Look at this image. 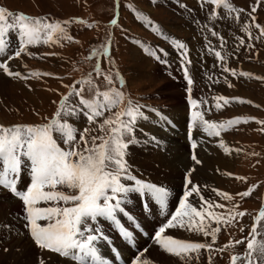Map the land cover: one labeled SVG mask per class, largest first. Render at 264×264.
I'll list each match as a JSON object with an SVG mask.
<instances>
[{"label": "rangeland", "instance_id": "374dc122", "mask_svg": "<svg viewBox=\"0 0 264 264\" xmlns=\"http://www.w3.org/2000/svg\"><path fill=\"white\" fill-rule=\"evenodd\" d=\"M229 2L237 11L244 9V12L240 13L239 19L236 18V11L229 13L222 6L218 8L210 3H204L201 7L200 0H179V3L177 0H156L155 3L152 0H0V7H5L13 13H24L30 17L47 16L53 21L78 19L86 22L85 24L73 23L68 26V33L73 37L71 42L61 41L60 43H41L29 46L27 51L31 55L22 54L20 58H16L20 66L14 71L24 75L29 72L51 73V76L41 75L21 80L9 77L0 70V74L9 81L6 93H0V122L5 127L47 123L48 119L54 116L61 96L68 92V88L65 86L85 78L93 70L97 59L87 58L93 55V50L101 49L105 45L107 46V55L111 57L114 66L110 65L102 56L99 58L101 67L105 71L112 68V71L119 72L124 83L121 85L117 82L116 86L125 93L126 97L131 99L133 103L146 105L148 109H158L162 114L172 116L174 102H176L172 98V93L176 91L179 97L181 94L187 95L186 79L180 68L181 50L175 47L174 42L183 43L188 50V59L191 61L189 74L194 81L191 97L197 101H200L201 98L207 101L206 107L210 108V119L215 123H225L229 120L242 118L240 123L229 126L228 130L223 133L231 146L236 151L238 150L234 156L231 170H229L230 175L219 177L220 179L216 182L212 180L209 183L212 187L207 186V188L202 189V194L206 199L210 198L216 203L224 205V208L213 209L217 213L227 216V210L234 205H238L236 211L246 213L242 218L237 217L231 224L221 223V231L217 234L213 249L222 248L229 241L245 240L253 225L254 217L258 215L260 210H264V123H258V121L264 122V35L260 34V30L255 27L251 16H249L251 7L256 4V0H229ZM180 4H184L186 7L181 8ZM251 15L256 17L255 23L264 26V0H260L257 11ZM113 19L118 21L117 25L111 23ZM150 23L153 25L148 28ZM246 24L249 26V32L243 30ZM157 30L161 35L163 34L164 38L152 33L153 31L156 33ZM213 32L217 35H213ZM249 33H251V39H249ZM14 37H12V41L14 40L13 47H15ZM135 40L141 44H133ZM137 46L142 47V50L139 51L141 56L145 55V58L151 59L147 74L140 78H136L134 75L136 63L132 51L133 48L138 49ZM145 49L150 54L142 53ZM209 49L212 51L210 52ZM11 51L12 49L9 50V52ZM215 51L221 52L222 57L225 58L224 61L215 57ZM153 52L155 55L152 56L151 53ZM49 53L54 55H49ZM162 61H167L170 67ZM224 67L235 70L237 74L241 71L248 72L251 74V78L240 77L239 75L234 77L230 72H224ZM96 82L100 85L101 90H106L109 87L102 77ZM180 82L185 86L181 87ZM229 83L233 86L229 87ZM171 85H174L176 89L171 90ZM217 96L239 97L246 103L232 102L225 105L223 101H220L221 107L217 109L213 107L216 103L213 97ZM54 101L56 103H53ZM73 102H76L75 99ZM121 106L123 107V105ZM186 107L192 114L194 109ZM148 114L153 118L156 117L150 111H147ZM105 115H110V113ZM65 119L79 131L85 127L94 129L97 127L95 124L88 125L84 117ZM102 120L103 118H99L97 123H101ZM156 124L153 126L154 128L158 126ZM150 125L152 127L153 120ZM79 131L77 132V139H79ZM100 134L97 129L90 135ZM53 138L56 139L60 147H65L58 133H54ZM159 141L160 139L149 145L154 150V153L151 152V158L154 157L153 160L156 161L157 159V161L165 164L174 156L177 159L173 160L181 159L179 156L172 155L176 151L172 145L168 144L169 147L161 146V141ZM165 155L166 160L162 158ZM189 158L188 154L187 160ZM127 159L132 165L133 174L138 179L148 181L149 177L135 167L129 156ZM190 162L186 170L182 164L178 167H183L182 169L186 172L192 168L195 170L196 168L202 169V166L194 165L192 160ZM169 166L172 165L163 168L168 167L167 169L172 170V167ZM194 172L190 178L195 184L201 186L208 184V180L201 182L197 180L198 178H194ZM196 173L199 174V171ZM168 175L170 174L161 176L157 185L167 189L168 185H172L171 178L176 179L178 185L181 181L184 183L185 176L183 178H167ZM236 177L243 179L238 180ZM177 187L175 186L173 189L177 190ZM182 188H184V184ZM249 188L253 189L249 197L241 198L237 195L249 190ZM212 189L228 193L234 199L227 201L215 193L212 197L208 196L206 193L211 192ZM170 193L173 195L174 192L170 191ZM133 201H135L134 197L130 199L128 205L135 207L134 210L136 211L141 206L137 207V203ZM195 201L192 202H198ZM21 217L15 213L12 220L9 218L6 221L2 220L0 225L6 224L3 227L5 229L7 225L11 224L9 227L13 230L11 229L9 236L15 235L14 237L19 239L18 234L21 235L22 228L18 226L20 221H14V219L21 220ZM152 219L154 220V217ZM162 222L165 223L166 221L164 222L161 217L149 229L145 227L148 233L147 240L151 239L154 229L163 224ZM261 223L264 225V221ZM212 226L216 227V224L213 223ZM109 227L108 224V230ZM241 228L244 229L243 232L240 231ZM177 232L182 233V236ZM176 233L173 234L174 238L196 242L194 238H189L188 231L179 228ZM11 239L12 237L8 241ZM260 239L264 240V235ZM153 241H151L153 244L146 249L147 251L153 250V245L159 247ZM2 242L4 241H0V243ZM202 242L211 243V237H206V240ZM138 244L140 250L147 246L148 242L141 238ZM246 244L247 241L245 240V243L235 245L223 252L201 250L199 264H209V256H211V264H231V255H243L246 252ZM120 246L129 255L121 254L127 264L133 253L123 243H120ZM10 247L11 244L7 248ZM11 251L18 253L16 250ZM150 261L152 264H182L178 258L165 251L160 254L157 253L155 259ZM0 264L2 263L0 262ZM192 264H197V261L193 260Z\"/></svg>", "mask_w": 264, "mask_h": 264}, {"label": "snow or ice", "instance_id": "6c2138e0", "mask_svg": "<svg viewBox=\"0 0 264 264\" xmlns=\"http://www.w3.org/2000/svg\"><path fill=\"white\" fill-rule=\"evenodd\" d=\"M152 2L155 3L156 0ZM200 3L201 7L204 3H210L218 8L222 6L229 13L236 11L237 19L240 13L244 12V9L238 11L234 9L229 0H200ZM259 4L260 0H256L249 16L255 27L260 30V34L264 35V26L255 23L256 17L251 15L257 11ZM180 7L186 6L180 4ZM73 23L86 22L78 19L53 21L47 16L30 17L0 7V54L6 55V58H0V70L9 77L21 80L41 75L51 76V73L29 72L24 75L12 71L9 61L20 58L22 54L31 55L27 51L29 46L61 41L71 42L73 37L68 33V26ZM111 23L117 25L118 21L113 19ZM243 30L249 32V26L246 24ZM213 35L217 33L213 32ZM13 36H15L14 49ZM174 43L175 47L181 50L180 68L186 79L190 106L195 108L198 104L206 105L207 101L203 98L197 101L190 95L194 81L189 74L191 61L188 59L186 45L178 41ZM10 49L13 50L9 52ZM209 51L211 52L212 49ZM145 54H150L147 49ZM151 54L155 55L154 52ZM214 54L218 60L224 61L225 58L220 51H215ZM49 55L54 54L49 53ZM102 56L114 66L111 57L107 55L106 45L101 49L93 50V55L87 58L97 59L93 70L85 78L65 86L68 92L61 96L54 116L48 119L47 123L8 127L0 125V188L6 189L22 202V219L25 221L23 226L28 229V235L35 246L41 251L47 250L60 257L71 259L75 264H105L98 244L102 243L114 252H119V249L104 232L100 224L101 220L107 222L126 245L134 244L140 229L146 227L128 207L130 198L135 195L143 201V207L147 209L148 214H160L167 218L166 222L155 230L153 239L163 251L178 258L182 264H192L193 260L199 264L201 250L223 252L235 245L245 243V240L246 252L243 255H231V264H264V240L260 239L264 235V225L261 223L264 221V210L254 217L253 225L245 240L229 241L222 248L213 249L217 234L221 231V223L231 224L237 217L242 218L246 214L236 211L238 205L228 209L227 216L213 211L216 208H224V205L203 196L202 189L207 188V185L201 186L191 180V174L195 171L192 168L184 178V190L178 207L174 212H170V191L156 183L138 179L133 174L132 165L127 157L130 155V147L140 143V137L136 132L143 130L139 129V124L149 121L147 111L161 122L167 123V118L158 109H148L146 105L136 104L128 99L116 86L117 82L121 85L124 83L119 72L112 71V68L105 71L101 67L99 58ZM162 62L170 67L167 61ZM223 71L230 72L234 77L239 75L251 78L248 72L241 71L237 74L235 70L227 67H224ZM101 77L109 86L106 90H101L96 82ZM228 86L233 85L229 83ZM213 99L216 101L213 107L217 109L221 107L220 101L225 105L232 102L246 103L239 97L217 96ZM106 113L110 115H105ZM80 117L86 118L88 125L95 124L97 127L95 129L85 127L79 131L65 119ZM99 118H103L101 123H97ZM241 119L236 118L217 124L206 120L202 111L192 113L188 131L191 148L193 150L197 148V141L192 137L193 127L199 126L208 136H219L220 130H228L229 126L237 125ZM258 123L264 122L258 121ZM97 129L100 135H90ZM78 131L79 139H77ZM54 133L59 134L65 147H60L53 138ZM144 140L151 144L156 143L158 138L148 134L144 136ZM220 147L224 148L225 152L229 151L223 141ZM191 160L196 165L201 164L194 151ZM25 171L29 183L24 189H20L19 184ZM236 179L243 178L236 177ZM212 191L224 200L234 199L228 193L217 189ZM252 191L253 189L249 188L237 195L241 198L249 197ZM193 200L198 202L193 203ZM41 204L46 206H39ZM141 215H144L143 210ZM41 221L44 223H40ZM213 223L216 227L212 226ZM172 228H180L204 237L210 236L211 243L181 240L164 235L166 229ZM240 231L243 232L244 229L241 228ZM40 264H44L43 258L40 259ZM131 264H152V262L143 258V253L140 252L133 256ZM209 264H211V256H209Z\"/></svg>", "mask_w": 264, "mask_h": 264}, {"label": "bare ground", "instance_id": "6f19581e", "mask_svg": "<svg viewBox=\"0 0 264 264\" xmlns=\"http://www.w3.org/2000/svg\"><path fill=\"white\" fill-rule=\"evenodd\" d=\"M13 42H14V40H13ZM13 46H14V44H13ZM137 48L138 49L133 48V51H132L133 57H134V62L136 63L135 64L136 69H135L134 75L136 76V78L137 77L140 78V77H144L147 74L149 62L151 59L148 60L147 58L144 57L145 55L141 56L139 51L142 50V47L137 46ZM142 53L145 54V50H143ZM0 58H6V55L0 54ZM167 59H168V57H167ZM9 66H10L11 70L14 71L17 68H19L20 64L18 63V61L16 59H12L9 61ZM180 83L181 84H179V85L181 87L185 86L182 82H180ZM8 84H9V81L0 74V93H6V88H7ZM177 87H178V84H177ZM170 89L172 90V89H176V88L174 87V85H171ZM172 94H173L172 98L176 101V102H174L175 105L173 106L174 107L173 115L172 116H169V115L166 116V114H163V116L167 118V123H164V122H161L160 120H158L157 117L153 118L151 115L148 114V116L150 117L149 121L142 122L139 124V129L143 130V131H137L136 132V135L138 137H140V143L135 145V146L130 147L129 158H130L131 162L135 165V167L138 168L139 171H141L144 175L149 177L148 181L157 184L158 179H161V176L163 177V175L170 174L167 176V178L168 177L183 178L184 176H186L188 172H186L185 170L189 167V165L191 163L190 162L191 154L194 151L195 154L197 155V158L201 161V164H199V166H202V169L196 168L195 172L193 173L194 178H196V179L198 178L197 180H199L201 182L208 180L209 181V182L207 181L208 184H205V185L212 187L211 184H209L212 182V180H214L213 182H216L218 179H220L219 177H226L227 176V175H222L221 173L230 174L229 170H231L233 160H234V156L237 154V151H236V149H234L231 146L229 141L225 139L224 134H223L224 130H220L219 136H208L207 133H204L199 126L193 127V129H192V137L194 140L197 141V148L195 150H193L191 148V142L188 139V131H189V127L191 124L192 114L190 111H188L189 109L186 106H188L190 109H194V111L192 113H194L196 111H202L204 118L210 122H213L210 119V108L206 107V105L205 106L202 105L200 107L199 104L195 108L191 107L189 102H188V96H189L188 93H187V95L181 94L180 97L177 95L176 91L173 92ZM190 95H191V93H190ZM207 106H209V105H207ZM205 109H207V110H205ZM170 114H172V113L170 112ZM152 120H153V125L151 127L150 122H152ZM0 124L2 125V122H0ZM155 124L158 125L156 128L153 127ZM148 133L151 135H154L158 139H160L161 146L165 145V146L169 147L168 144L172 145V148L176 149V151L172 155L173 156L174 155L179 156L181 159H179V158L178 159L181 161L173 160V159H177V158H175V156L173 157L172 160L169 159L167 161V162H169L168 164H166L167 162L165 164H163V163H161V161H157V159H156V161L153 160L154 157L152 159L151 154L154 153V150L152 148H150L149 147L150 144H148L144 140V136L148 135ZM149 139H150V137H149ZM221 141H223L225 148L229 149L228 152H225L224 148L220 147ZM187 153L189 154V157H190L188 160H187V155H188ZM170 156L171 155L169 154V157ZM183 157H184V160H182ZM162 158H165V160H166L167 157L165 155V156H162ZM178 161H179V163H178ZM177 164H179V165H177ZM181 164L184 165L185 170L182 169L183 167H181V168L178 167ZM193 164L196 165L194 161H193ZM168 165H172V166H169V167H172V170L167 169L168 167L163 168V167L168 166ZM186 165H187V167H186ZM217 169H219L220 171L218 172ZM196 171H199V174H197ZM171 182H172V185H168L167 188H168V190L174 192L173 195L170 193L171 196L169 199V208H170V211L173 212L174 207L175 206L178 207L179 198L182 196V191L184 190V188H182L184 183L181 181V183H179V185H178L177 180L172 179V178H171ZM28 183H29V177H28L27 173L25 172V174L21 178L19 188L24 189ZM175 186L176 187L178 186L177 190L173 189V187H175ZM211 192L209 191V193H206V194H208V196L212 197V196H214V192L213 191H211ZM132 197H134L135 201H133V202L137 203L136 204L137 207L138 206H141V207H138L139 209L137 208L138 210H136V211L134 210L135 207H132L131 205H128V207L129 208L132 207L131 209H132L133 214L135 216H137L138 218H140V220L146 225V228L149 229L150 226L154 225V223H156V221L159 220L161 217L163 218L164 222L166 221L167 218L164 215L148 214L147 209L143 207V201L138 199L135 195H133ZM39 206L44 207L46 205L41 204ZM142 210L144 212V215H141ZM15 213H18L19 215L23 216L22 202L19 199L15 198L6 189L0 188V222L2 220L6 221V219H8V218L12 220L14 218ZM153 217H154L155 221L152 219ZM16 220L20 221V224L18 226H20L22 228L21 235L18 234L19 232L17 233L18 236L20 237L19 239H17V237H14L15 235L9 236V232H11V229L13 230V228L9 227V226H11L10 223H7L10 225H7V227H5V229H3V227H4V225L6 226V224L2 223V225H0V241H2V240L4 241V242H2L3 244L0 243V246H1L0 262L2 264H40L41 258H43L44 264H75V262L72 261L71 259H66V258L60 257L58 254L51 253L47 250L41 251L40 249H38L35 246L32 239L28 236L27 228H25L23 226L25 221L22 219V217H21V220L20 219H14V221H16ZM40 223H44V222L41 221ZM157 223H159V222H157ZM100 224L102 225L104 232L111 238L115 247H117V244H115V242L118 241V235L111 229V227H109V230H108V228H107L108 223L107 222L101 220ZM155 225H157V224H155ZM178 230H179V228L178 229H174V228L166 229V232L164 235L173 236V234H175L176 231H178ZM178 234L180 236H182V233L180 234V232H179ZM188 235H189V238H194V240L196 242H202L203 240H206V237H204L203 235H200V234L188 232ZM11 237H12L11 241H8ZM175 237H176V235H175ZM139 239H141V238H139ZM153 242L155 243V241H153ZM10 244H11V247L7 248L10 246ZM152 244H150V245H152ZM145 245H146V243H145ZM6 248H7V251H5ZM98 248H99V251L101 253L102 259L105 261V264H114L113 263V254L111 253L109 248L106 247L102 243L99 244ZM152 248H153V250H148L147 252L143 253V258L151 260V259H155V255L157 253L158 254L163 253V250L161 249L160 246L155 247L153 245ZM11 250H16V251H18V253H13V251H11ZM123 254H126L127 256H129L127 251H124V250H123ZM117 256L118 255H116V257ZM124 261H125V259H124ZM130 261L131 260H129L127 262V264ZM115 262H116V260H115ZM125 264H126V261H125Z\"/></svg>", "mask_w": 264, "mask_h": 264}]
</instances>
